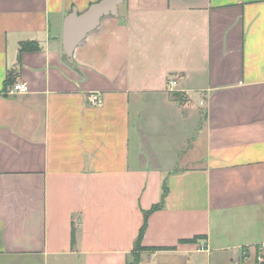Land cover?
Instances as JSON below:
<instances>
[{
	"label": "crops",
	"instance_id": "obj_1",
	"mask_svg": "<svg viewBox=\"0 0 264 264\" xmlns=\"http://www.w3.org/2000/svg\"><path fill=\"white\" fill-rule=\"evenodd\" d=\"M99 1L0 0V264H258L264 0Z\"/></svg>",
	"mask_w": 264,
	"mask_h": 264
},
{
	"label": "water",
	"instance_id": "obj_2",
	"mask_svg": "<svg viewBox=\"0 0 264 264\" xmlns=\"http://www.w3.org/2000/svg\"><path fill=\"white\" fill-rule=\"evenodd\" d=\"M122 2L123 0H101L82 14L73 10L62 25L61 47L66 57H73L76 47L99 26L102 18L117 16V8ZM260 264H264V261Z\"/></svg>",
	"mask_w": 264,
	"mask_h": 264
},
{
	"label": "built area",
	"instance_id": "obj_3",
	"mask_svg": "<svg viewBox=\"0 0 264 264\" xmlns=\"http://www.w3.org/2000/svg\"><path fill=\"white\" fill-rule=\"evenodd\" d=\"M176 85H177V81L175 79L173 78L168 79V90L170 92H174V88L176 87ZM27 92H28L27 85L19 83V84H14L13 86L9 87L8 90L6 91V94L16 95V94H26ZM88 103L91 106H98L101 104V99L98 95L94 94L89 97ZM259 252H260V255L257 256V262L261 263L264 261L263 260L264 256H262L263 255L262 253H264V244L260 246Z\"/></svg>",
	"mask_w": 264,
	"mask_h": 264
},
{
	"label": "trees",
	"instance_id": "obj_4",
	"mask_svg": "<svg viewBox=\"0 0 264 264\" xmlns=\"http://www.w3.org/2000/svg\"><path fill=\"white\" fill-rule=\"evenodd\" d=\"M166 195H167V189H166L165 185H163V192H162L161 201H160V203L158 205L152 207V209L149 211V213L161 209V207L163 206V202H164V199H165ZM146 216H147V214H146ZM145 230H146V220L144 221V224H143V226L140 229L139 236H138V239L136 241V245L134 247V252L135 253L132 255V261L128 262L127 264H138L139 263V255L137 254V252H140L141 250H144L140 246V242H141V240L143 238ZM258 264H260V263H258Z\"/></svg>",
	"mask_w": 264,
	"mask_h": 264
},
{
	"label": "rangeland",
	"instance_id": "obj_5",
	"mask_svg": "<svg viewBox=\"0 0 264 264\" xmlns=\"http://www.w3.org/2000/svg\"><path fill=\"white\" fill-rule=\"evenodd\" d=\"M194 128H191L190 129V126L187 124V126L184 128L185 131H183L184 134H190L191 132V135L188 136V138H186V141H185V146L187 145L188 147H192L193 146V141L197 138L198 134H199V131L196 132V130H193ZM182 134V132L180 131V141L182 140V136L184 135ZM177 138V136H176ZM199 145H197L196 147H198ZM263 260H264V257H263ZM262 263V262H261Z\"/></svg>",
	"mask_w": 264,
	"mask_h": 264
}]
</instances>
